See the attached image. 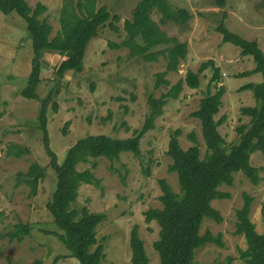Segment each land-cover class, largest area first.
<instances>
[{"label":"rangeland","instance_id":"374dc122","mask_svg":"<svg viewBox=\"0 0 264 264\" xmlns=\"http://www.w3.org/2000/svg\"><path fill=\"white\" fill-rule=\"evenodd\" d=\"M137 1L97 0L96 7L103 4L111 14L119 16L116 22L119 29L100 27L97 35L86 44L80 71L70 70L68 78L60 79H56V68L41 72L35 88L39 98L47 97L52 91L45 107L46 127L49 146L59 162L80 137L100 133L126 137L133 128L141 125L145 117L150 119L142 142L146 151L141 157L125 151L115 160L95 158L93 168V160L76 164L79 170L90 168L99 181L98 184L80 183L77 197L70 207L79 209L86 206L90 211L105 214V219L95 228L98 241L104 245L102 264H131L129 231L133 224H138L148 264L159 263L157 251L152 247L159 226L155 220L145 223L142 212L147 207H160L159 178H165L173 191L179 190L176 173L167 171L170 158L165 151L170 129L178 127L181 130L178 142L184 149L193 144L187 134L194 131L199 156L202 157L205 151L200 122L189 114L197 108L206 90L211 77L210 68L200 73L197 88L184 85L176 99H168L161 111L152 113L147 108V96H158L166 89L162 86L153 88L155 73L164 69L163 57L148 62L127 47L110 45L119 43L124 37L123 25L130 19L131 9ZM76 2L61 0V8L54 4L49 14L43 12L40 17L52 23V32L57 31L61 17H67L68 21L70 16L77 17V12L69 9L74 8ZM167 2L172 7L187 9L191 17L184 30L179 23L159 22L166 34L187 43L184 58L165 78L172 84L184 77L187 69L196 70L202 61L212 60L219 67L220 80L225 86L222 104L215 117L226 116L218 130L230 143L238 137L235 127L249 121L248 116L240 113V107L255 103L250 90L238 91L237 88L250 81L259 82L262 77L260 73L253 78L235 76L237 72L254 66L252 56L241 55L239 47L222 42L215 26L223 19L229 30L245 39L256 40L264 53V0H225L223 6H216L214 0ZM35 4L30 3L31 6ZM151 16L158 21L157 12ZM31 57V38L25 21L16 13L7 15L0 12V264H28L35 259L45 264H79L75 257L69 255L68 248L52 234L59 229L46 208V202L56 181L38 128L41 103L20 95L30 72ZM213 83L211 92L214 91ZM53 103L56 104L55 110ZM123 122L128 125V130ZM64 125L65 134L62 133ZM12 144L25 146L29 151L18 157L6 154V148ZM148 158L150 163H147ZM33 162L43 166L45 172L38 182L36 194L30 195L26 184H16V176L18 171H26ZM250 163L263 166L261 180L255 185L241 172H236L231 185L219 187L229 196L213 199L210 204L219 211L222 221L203 217L199 233L206 230L213 235L220 233L222 244L208 242L196 248L194 264H244L237 253L238 247L245 246L244 238L234 233L235 211L242 205L243 192L252 196L249 219L257 232L264 231V223L260 219V205L264 200V154L253 152ZM146 165L150 168L148 176L142 168ZM18 220L29 225V232L21 241H10L7 232Z\"/></svg>","mask_w":264,"mask_h":264},{"label":"trees","instance_id":"16d2710c","mask_svg":"<svg viewBox=\"0 0 264 264\" xmlns=\"http://www.w3.org/2000/svg\"><path fill=\"white\" fill-rule=\"evenodd\" d=\"M96 1L77 0L74 7L76 11H72L77 12L75 13L77 17L70 16L68 18L70 21L66 20L67 17H61L62 26L50 37L52 27L45 17H40L45 10L42 3L37 2L31 6L26 0H0V12L19 15L25 21L26 29L30 34L31 67L20 95L37 99L41 103L38 128L44 149L50 157L49 166L54 171L56 181L54 190L46 202V208L59 229V232L53 231L52 234L68 248L69 255L75 257L79 264H102L105 255L104 245L98 241L95 228L105 219V214L90 211L86 206L79 209L70 207L77 197L80 183L98 184L99 182L90 168L79 170L76 169V164L93 160L91 163L93 168L95 158L105 157L115 160L125 151L131 152L135 157H141L146 151L142 147V142L150 125L149 117H145L141 125L133 128L126 137L103 133L80 137L67 149L61 162L57 161L56 154L49 146L45 107L52 91L45 98H39L35 91L41 79L40 52L47 49L67 53L55 69L56 79L64 77L67 71H80L86 44L91 37L97 35L99 28L107 26L114 31L119 29L116 25L119 16L111 14L103 4L96 7ZM214 2L216 6L225 4V0H214ZM153 12L159 14L158 21L152 18ZM190 17L191 13L187 9L172 7L167 0H138L131 9L130 19L123 25L124 37L119 43H110L113 47H127L137 52L148 62L157 60L159 56L163 57L164 69L155 73L153 88L162 86L166 89L158 96L152 94L147 96V108L152 113L161 111L168 99H176L184 85L191 89L197 88L200 73L207 68L211 71V77L204 94L198 101L197 108L189 114L200 122L205 146L204 154L202 157L199 156L194 131L187 134V138L193 144L184 149L178 142L181 130L178 127L170 129L165 151L170 158L167 171L176 173L179 190L173 191L165 178H159L158 199L162 206L147 207L142 212L145 223L155 220L159 226L158 236L152 241V247L158 254V264H194L196 248L208 242L221 245L220 233L213 235L209 230L199 233L203 217L211 218L215 222L222 221L219 211L210 204L211 200L229 196L219 187L231 185L234 173L241 172L256 185L261 180L260 171L263 170V166L250 163V155L255 151L264 154V53L256 40L245 39L229 30L223 19L215 26V31L221 34L222 42H230L239 47L241 55L252 56L254 66L237 72L235 76L260 73L262 77L259 82H248L237 88L238 91L250 90L255 103L240 107V113L248 116L249 121L236 126L237 139L227 143L218 130V126L225 121L226 116L222 114L218 118L215 117L225 92V86L220 80L219 67L209 59L202 61L196 70L187 69L184 77L178 78L172 84L165 78L167 73L176 70L179 60L184 58L187 53V43L166 34L160 28L159 22L179 23L184 30ZM211 82H214L213 92L210 91ZM52 107L55 110L56 104L53 103ZM122 124L125 129H129L125 122ZM65 125L62 128L63 134L66 133ZM28 151L27 147L16 144L6 148V154L17 157ZM150 161L151 159L148 158L147 163ZM142 168L148 176L150 174L148 165ZM44 172L43 166L33 162L26 171H18L16 184H26L29 187V194L35 195L38 182L44 176ZM242 196V205L235 211L234 233L243 236L245 246L237 248L238 257L244 264H264V231L257 232L255 224L249 219L252 196L246 192H243ZM260 219L264 223V200L260 205ZM148 230L151 231V228L148 227ZM28 232L29 225L18 220L7 232V236L10 241H21ZM143 243L138 232V224H133L129 231L131 264H148L149 258ZM28 264L45 263L35 259Z\"/></svg>","mask_w":264,"mask_h":264},{"label":"crops","instance_id":"0c3cea01","mask_svg":"<svg viewBox=\"0 0 264 264\" xmlns=\"http://www.w3.org/2000/svg\"><path fill=\"white\" fill-rule=\"evenodd\" d=\"M28 2V4L30 5L31 2H39L42 3L45 6V10L44 12L49 14L51 12V10H53V6L54 4L58 5V8H61V0H26ZM60 5V6H59ZM71 11H76L75 8H69ZM60 11V10H59ZM14 18H16V16H14ZM52 19V18H51ZM48 21V20H47ZM49 22V21H48ZM20 23V22H19ZM50 23V22H49ZM51 25V32H50V37L53 36L59 29H57V31L52 32L53 26L52 23H50ZM61 23L59 21V27H61ZM67 56V53H58L55 50H47V49H43L40 52V58H41V72L47 71V70H53L54 68H56L58 66V64ZM67 73V74H66ZM64 74V77L68 78V73L69 71H67ZM256 73L247 75V77H251L253 78L254 75ZM261 81V80H260ZM251 82V81H250ZM248 83V82H247ZM161 204V202H160ZM162 205H160L161 207Z\"/></svg>","mask_w":264,"mask_h":264}]
</instances>
